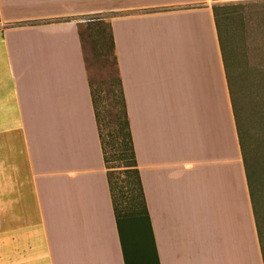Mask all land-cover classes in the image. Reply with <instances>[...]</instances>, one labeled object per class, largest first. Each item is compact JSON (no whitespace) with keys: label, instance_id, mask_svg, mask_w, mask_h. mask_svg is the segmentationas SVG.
<instances>
[{"label":"crops","instance_id":"0c3cea01","mask_svg":"<svg viewBox=\"0 0 264 264\" xmlns=\"http://www.w3.org/2000/svg\"><path fill=\"white\" fill-rule=\"evenodd\" d=\"M212 6L0 0V264H124L78 34L99 19L160 264H264Z\"/></svg>","mask_w":264,"mask_h":264},{"label":"rangeland","instance_id":"374dc122","mask_svg":"<svg viewBox=\"0 0 264 264\" xmlns=\"http://www.w3.org/2000/svg\"><path fill=\"white\" fill-rule=\"evenodd\" d=\"M219 32L227 58L233 99L240 116L241 131L253 164V187L264 236V0H219ZM82 26V48L87 75L102 118L101 135L106 155L111 157L109 132L116 134L112 94L117 92L116 62L109 49L108 30L89 31ZM112 93V94H111ZM108 106L107 117L102 113ZM109 120V125L106 121ZM108 167H114L108 164ZM115 171H123V164ZM31 206V205H30ZM192 249V248H191ZM192 254V252H191Z\"/></svg>","mask_w":264,"mask_h":264},{"label":"trees","instance_id":"16d2710c","mask_svg":"<svg viewBox=\"0 0 264 264\" xmlns=\"http://www.w3.org/2000/svg\"><path fill=\"white\" fill-rule=\"evenodd\" d=\"M217 2L219 0H211ZM225 8L224 5H213L212 11L214 21L216 24L218 39L221 46L222 60L226 71V78L229 87L230 101L234 114V119L237 126L238 140L242 153V159L244 163L246 182L250 194V199L254 211V219L258 237L260 240L262 260L264 263V236L260 223V216L258 211L257 197L253 187V164L249 159L248 151L244 141V133L240 128V116L236 111L235 101L233 99V92L231 86V80L227 65V58L223 48V42L220 36L219 30V13L218 11ZM86 29L89 31L99 32L100 28L108 30L109 49L114 52V44L110 31V25L106 20H94L85 23ZM82 26L78 27V34L82 42ZM116 62V58H115ZM118 75V71H117ZM90 85V83H89ZM117 92L112 94V105L115 107V123H116V134L109 132L110 145L114 149L113 155L107 157L106 155V142L101 135V124L100 120L102 115L98 110V102L94 97V93L90 85V94L94 109L95 121L98 129V135L101 143V149L104 159V165L106 169V177L109 187L110 200L114 214V220L116 224V230L120 249L122 253V259L124 264H160L158 253L156 249L155 239L152 231L151 221L148 214L146 201L142 189L139 171L137 168V162L135 152L133 148L130 127L126 115L125 104L122 86L120 78L116 80ZM102 113L109 114L108 106L104 105L101 109ZM106 125H109V120L106 121ZM113 164L114 167H108V164ZM123 164V171H115L117 165Z\"/></svg>","mask_w":264,"mask_h":264}]
</instances>
